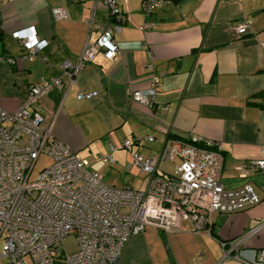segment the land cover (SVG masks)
<instances>
[{
	"label": "crops",
	"instance_id": "0c3cea01",
	"mask_svg": "<svg viewBox=\"0 0 264 264\" xmlns=\"http://www.w3.org/2000/svg\"><path fill=\"white\" fill-rule=\"evenodd\" d=\"M114 1L122 23L96 0H0V108L16 110L31 85L63 78V62H75L101 26H112L116 57L97 52L65 91L53 88L30 108L43 126L106 182L134 189H143L148 176L132 164L131 150L149 156L166 138L201 136L220 147L222 183L237 188L248 182L260 198L242 211H210L199 232L187 218L178 232L147 226L127 240L115 264H264V257L257 263L264 249V172L245 179L236 168L264 148V0H178L149 16L141 0ZM56 7L67 17L55 19ZM241 19L250 22L238 36L231 26ZM29 26L46 45L28 58L12 34ZM153 77L150 105L129 98L128 91L147 87ZM90 92L96 93L79 97ZM147 135L153 141L131 150L121 146ZM109 145L115 147L112 163L101 157ZM163 162L159 173L171 174Z\"/></svg>",
	"mask_w": 264,
	"mask_h": 264
},
{
	"label": "built area",
	"instance_id": "2783aa9c",
	"mask_svg": "<svg viewBox=\"0 0 264 264\" xmlns=\"http://www.w3.org/2000/svg\"><path fill=\"white\" fill-rule=\"evenodd\" d=\"M96 1L118 23L124 22V14L114 0ZM171 1L141 0V11L149 16L155 7ZM52 15L59 20L66 18L67 12L56 7ZM249 22L241 19L231 26L232 32L242 35ZM147 26L143 24L142 29ZM112 30L108 24L101 26L97 38L84 44L75 62L64 61L63 78L52 77L31 85L16 110L0 108V264H115L127 240L147 226L168 234L178 232L180 220L187 218L199 232L208 226L210 211L233 213L260 201L248 182L237 188L222 183L220 147L201 136L166 138L160 150L149 156L131 147L153 141L151 135L124 139L121 146L131 150L132 164L148 176L143 189H134L106 182L87 159L77 156L43 126L41 114L30 108L53 88L65 91L97 52L114 59L119 48ZM12 35L28 58L46 45L30 26ZM156 85L157 78L153 77L147 87L127 94L135 102L150 105ZM95 93L79 97L89 98ZM114 149L109 145L108 153L101 157L112 163ZM43 154L50 163L34 175L35 164ZM175 159L178 162L171 174L159 173L161 162ZM236 168L245 179L264 172V148L259 158L240 161ZM69 235L77 242L71 253L62 246ZM230 244L231 248L235 246ZM228 255L223 250V256ZM263 257L264 249L257 263Z\"/></svg>",
	"mask_w": 264,
	"mask_h": 264
},
{
	"label": "rangeland",
	"instance_id": "374dc122",
	"mask_svg": "<svg viewBox=\"0 0 264 264\" xmlns=\"http://www.w3.org/2000/svg\"><path fill=\"white\" fill-rule=\"evenodd\" d=\"M49 163H50V158L44 154L41 155L35 164L33 174L35 175L42 167L49 165ZM162 165L164 168H166L168 172H171L173 170V165H174L173 163L164 161ZM76 245L77 242L73 235H69L65 237L62 241V246L68 253L74 252L76 250Z\"/></svg>",
	"mask_w": 264,
	"mask_h": 264
},
{
	"label": "trees",
	"instance_id": "16d2710c",
	"mask_svg": "<svg viewBox=\"0 0 264 264\" xmlns=\"http://www.w3.org/2000/svg\"><path fill=\"white\" fill-rule=\"evenodd\" d=\"M178 0H172V2H177Z\"/></svg>",
	"mask_w": 264,
	"mask_h": 264
}]
</instances>
